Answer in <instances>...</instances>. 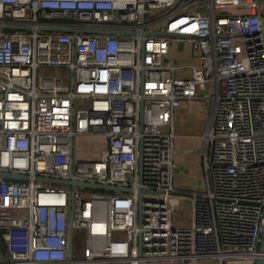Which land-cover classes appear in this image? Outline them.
Returning <instances> with one entry per match:
<instances>
[{
  "label": "built area",
  "instance_id": "2783aa9c",
  "mask_svg": "<svg viewBox=\"0 0 264 264\" xmlns=\"http://www.w3.org/2000/svg\"><path fill=\"white\" fill-rule=\"evenodd\" d=\"M15 24L28 28L0 29V172L26 178L0 176V264H253L264 0H0V25ZM178 42L192 62H175ZM186 118L203 121V186L179 226L174 123ZM91 135L98 156L76 155Z\"/></svg>",
  "mask_w": 264,
  "mask_h": 264
},
{
  "label": "crops",
  "instance_id": "0c3cea01",
  "mask_svg": "<svg viewBox=\"0 0 264 264\" xmlns=\"http://www.w3.org/2000/svg\"><path fill=\"white\" fill-rule=\"evenodd\" d=\"M189 54H190V59L192 60L191 53L189 52ZM186 114L189 117H191L194 114V112L192 110H186L180 112L178 115L182 116ZM174 126H175L174 162L176 164V169H177L175 170L174 184L179 190L180 196L183 199L182 205L180 207L182 208L186 203V201H189L187 196L188 192L193 190H200L203 186V170L201 164V152L203 145V141H202L203 121H197L190 118L179 119L175 121ZM102 144H103V139L100 148ZM188 210L189 211L186 216V222L184 224L176 223V225L179 226L189 225L191 212H190V208ZM210 260L208 259V261ZM213 262L214 264H216L215 261Z\"/></svg>",
  "mask_w": 264,
  "mask_h": 264
},
{
  "label": "rangeland",
  "instance_id": "374dc122",
  "mask_svg": "<svg viewBox=\"0 0 264 264\" xmlns=\"http://www.w3.org/2000/svg\"><path fill=\"white\" fill-rule=\"evenodd\" d=\"M230 11H235V8L229 9ZM183 49V51H182ZM174 50L175 53H172L173 59L177 63H190L189 50L186 46H183L181 42L175 44ZM37 73L39 75H54L63 79V81L68 82L69 73L66 69L63 68H40ZM102 143V138L98 135H91L86 137H80L76 140V155L82 158H96ZM177 170V169H176ZM190 208V202L186 201L182 208L177 209L173 214V225L184 224L186 222V216L188 214V209ZM76 235L84 236L85 232L76 233ZM210 260V259H209ZM144 264H173V262H151ZM177 264V263H175ZM197 264H214L213 261H208L204 259L199 261Z\"/></svg>",
  "mask_w": 264,
  "mask_h": 264
},
{
  "label": "water",
  "instance_id": "95a60500",
  "mask_svg": "<svg viewBox=\"0 0 264 264\" xmlns=\"http://www.w3.org/2000/svg\"><path fill=\"white\" fill-rule=\"evenodd\" d=\"M28 27L26 26H22V25H0V29L1 30H26ZM40 30H44V31H66L65 29H61V28H55V27H39ZM92 32V31H91ZM160 35H168V34H165V33H159ZM141 106H142V103H141ZM141 109V108H140ZM140 113H141V110H140ZM0 176H3V177H10V178H15V179H22V178H26L25 176H22V175H15V174H10V173H3V172H0ZM45 181L47 182H51V183H55V184H69L71 186L73 185H78V183H75V182H71V181H64V180H56V179H50V178H47L45 179ZM84 186H87V187H94V188H97V189H114V187H111V186H104V185H98V184H94V185H88V184H83ZM125 191H129V189H124ZM142 190H138V194H139V198L141 197V194H142ZM138 211H137V214H138V221H139V224H140V221H141V206H140V203L138 204ZM138 255H140V248H138ZM259 252H260V256L257 257V259L254 261L253 264H264V228H263V231H262V234H261V241H260V245H259ZM2 261V258H1V253H0V263Z\"/></svg>",
  "mask_w": 264,
  "mask_h": 264
}]
</instances>
